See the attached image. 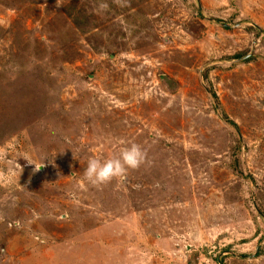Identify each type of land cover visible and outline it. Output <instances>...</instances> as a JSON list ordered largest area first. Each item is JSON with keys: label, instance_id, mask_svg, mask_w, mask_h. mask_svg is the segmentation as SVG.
Returning <instances> with one entry per match:
<instances>
[{"label": "rangeland", "instance_id": "1", "mask_svg": "<svg viewBox=\"0 0 264 264\" xmlns=\"http://www.w3.org/2000/svg\"><path fill=\"white\" fill-rule=\"evenodd\" d=\"M0 264H264V0H0Z\"/></svg>", "mask_w": 264, "mask_h": 264}, {"label": "clouds", "instance_id": "2", "mask_svg": "<svg viewBox=\"0 0 264 264\" xmlns=\"http://www.w3.org/2000/svg\"><path fill=\"white\" fill-rule=\"evenodd\" d=\"M147 152L139 144L130 142L119 154L101 160L90 158L84 171V178L93 186L104 185L115 178L126 177L129 170H136L146 163Z\"/></svg>", "mask_w": 264, "mask_h": 264}, {"label": "trees", "instance_id": "3", "mask_svg": "<svg viewBox=\"0 0 264 264\" xmlns=\"http://www.w3.org/2000/svg\"><path fill=\"white\" fill-rule=\"evenodd\" d=\"M212 95L214 96V98H215L216 100H218V99H217L218 97H217L216 93L213 92ZM223 118H224L226 121H228V122H231V123H233V124H236V123H234L232 120L229 119V117L227 116L226 113H224Z\"/></svg>", "mask_w": 264, "mask_h": 264}]
</instances>
